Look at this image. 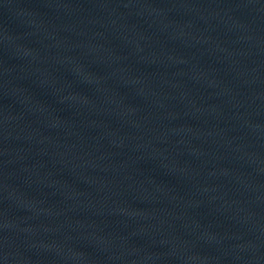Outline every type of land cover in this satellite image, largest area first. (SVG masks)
<instances>
[{
	"label": "water",
	"instance_id": "1",
	"mask_svg": "<svg viewBox=\"0 0 264 264\" xmlns=\"http://www.w3.org/2000/svg\"><path fill=\"white\" fill-rule=\"evenodd\" d=\"M0 264H264V0H0Z\"/></svg>",
	"mask_w": 264,
	"mask_h": 264
}]
</instances>
